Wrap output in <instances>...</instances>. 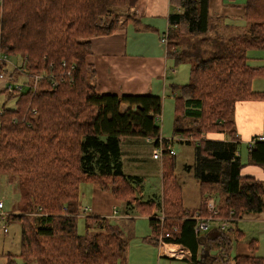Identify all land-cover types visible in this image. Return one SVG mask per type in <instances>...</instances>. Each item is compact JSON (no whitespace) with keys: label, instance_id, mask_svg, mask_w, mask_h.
Here are the masks:
<instances>
[{"label":"trees","instance_id":"obj_1","mask_svg":"<svg viewBox=\"0 0 264 264\" xmlns=\"http://www.w3.org/2000/svg\"><path fill=\"white\" fill-rule=\"evenodd\" d=\"M126 3L2 0L0 56L20 61L8 73L12 90H3L14 106L0 111V175L25 182L27 214L7 217V223L19 224L20 247L5 255V264H125L127 238L118 225L85 216V232L78 233L80 185L86 183L147 216L149 241L188 249L191 257L183 261L189 264H264L255 240L248 242L249 254L231 257L242 238L237 221L264 210L263 183L241 175L233 128L237 103L264 104V91L252 90L253 80L264 78V66L248 62L250 51L264 50V0H245L247 33L225 39L211 35L208 0H169L166 56L175 67L190 64L188 83L173 86L172 137L199 140L193 170L200 199L193 209L184 207L174 156L165 154L171 159L162 167L158 202H140L129 182L139 178L123 173L121 139L160 138L161 97L95 92L91 39L118 28L115 12ZM247 163L264 167V142L250 145ZM210 196L217 200V217L234 222L196 236L193 217L207 215Z\"/></svg>","mask_w":264,"mask_h":264},{"label":"crops","instance_id":"obj_2","mask_svg":"<svg viewBox=\"0 0 264 264\" xmlns=\"http://www.w3.org/2000/svg\"><path fill=\"white\" fill-rule=\"evenodd\" d=\"M237 4L235 0H220L218 7H222V9H219V13L211 14L208 10V16L212 17L213 22L219 20L224 29L232 28L237 20L243 19L242 7L240 3ZM120 13L122 15L119 19V26L113 33L91 39L92 51L88 61L95 69L93 79L95 92L115 95L150 94L160 96L162 94L163 97H166V93L169 92L172 99L175 93L173 86L182 85L183 77L180 76L178 67L173 66L172 62L167 59L166 47L160 42L169 27V0H127L126 5L120 9ZM216 30H218L217 27L212 32ZM260 60H264V55L260 57ZM162 96H160L161 99H163ZM125 107L123 105L122 109ZM233 128L236 141L239 144L240 159L242 152L245 151V162H242L241 175L253 177L264 185V167L247 163L250 142L257 137H264V104L259 101L237 103L233 113ZM125 139H128L125 140L127 141L125 151H122L123 139L120 141L121 161L123 153L128 154L127 162L134 161L133 155L137 153V149L133 147L135 140ZM221 140H228V137L223 135ZM134 168L138 169V167ZM122 169L125 172L123 161ZM90 189L93 195V205L85 210L86 216H105L107 219L121 218L127 221L132 219L128 212L130 208L124 203L116 202L111 197L109 200L104 199L107 200V202L104 201L106 204L103 202L100 204L98 199L104 197L102 195H107L106 192L94 185ZM117 206L121 208V216L116 213ZM239 222H242L241 225L248 224L250 230L247 236L240 230L241 239L244 237L247 239L243 243L239 242L240 240L235 243V252H239L235 255L249 254L248 242L255 240V254L264 257V210L260 214L242 218L237 221L236 225ZM129 233L131 234V232ZM145 241L151 243L149 239ZM159 252H157L159 259L178 260L164 256ZM5 263L6 260L1 264Z\"/></svg>","mask_w":264,"mask_h":264},{"label":"rangeland","instance_id":"obj_3","mask_svg":"<svg viewBox=\"0 0 264 264\" xmlns=\"http://www.w3.org/2000/svg\"><path fill=\"white\" fill-rule=\"evenodd\" d=\"M220 0H208V10L211 13H219L218 7ZM245 0H235L236 5L240 3L241 7L243 6ZM224 9V8H223ZM117 15L121 16L120 9H117L115 12ZM234 19V18H233ZM214 29L217 27L218 30L211 32V35H217L221 38H227L229 36H239L245 35L247 33V25L243 19L237 20L235 26L229 29H224L222 23L217 20L213 22ZM213 29V30H214ZM264 55V50L250 51L248 53L249 65L252 67L255 66H264V60H260V57ZM3 57V56H2ZM20 58L17 57H8L4 77L0 79V111L2 105H5L6 108H12L14 106V98L7 99V93H4V89L7 84H10L8 81V73L13 68L18 66ZM180 70V76L183 77L182 85L188 83L189 79V63H183L178 66ZM170 73L168 74V76ZM25 77L21 75L20 81H24ZM159 80H162L159 78ZM253 91H264V78H255L252 82ZM166 97L160 96L162 99V111L159 115L160 121L158 122L160 126L161 137L164 139H171L174 129V113H173V101L169 92L166 93ZM175 138V137H173ZM135 142L133 147L137 149V153L133 155L135 158L134 161L127 162L128 154L123 153V159L126 176L137 177L139 180L129 179L130 185L135 191L136 197L140 202L155 201L158 202L161 196V175L162 167L164 163L171 159L170 156H163L161 159L152 158V150L154 149L153 139H145L141 137H134ZM122 140V139H121ZM128 139L123 138L122 151H125V146ZM199 140L192 139L190 143L186 141H177L174 140L172 143V150L174 151L173 160L175 162L174 174L177 178V181L181 187L183 204L186 209H192L196 207L199 203V190L196 183V178L194 175V164H195V154H196V145ZM196 144V145H195ZM243 147V146H242ZM245 151L242 152L241 162H245ZM138 167V169L134 168ZM93 184H81L80 185V197H79V212L81 213L78 219V233L83 234L84 229V220L82 217H85L87 213L85 210L92 207V190L90 189ZM96 186V185H94ZM25 192L26 186L25 182L19 175H9L1 174L0 175V199L4 204L3 212L8 215H27L23 213V207L25 203ZM107 195H102L98 199L100 204L107 202L112 196L109 192H106ZM107 198V200H104ZM113 198V197H112ZM114 200V199H113ZM105 201V202H104ZM116 201V200H114ZM117 202V201H116ZM120 203V202H119ZM106 204V203H105ZM104 204V205H105ZM96 206V205H95ZM116 213L121 216V208L117 206L115 208ZM130 213L129 217H132L130 221L124 219H109L108 220L115 225H118L122 228L123 232L126 234L127 238V254H126V264H189L186 261L181 260H166L164 258L159 259L157 252L160 251L159 245L155 247L152 243H147V240L150 237L151 231L149 227V221L147 216L140 215L135 209H128ZM91 214V213H89ZM105 217V216H102ZM109 217V216H108ZM118 217V216H117ZM128 218V217H127ZM132 220V221H131ZM214 222L213 224H215ZM240 223V225H239ZM236 226V229L243 231L248 235L250 226L248 224L241 225L242 222H239ZM237 224V223H236ZM7 227V232L4 233L2 227ZM131 232V234L129 233ZM247 237H244L239 242L243 243ZM20 247V227L16 221H11L7 223L6 221H0V264L6 260V254H17ZM129 248V250H128ZM160 253V252H159ZM239 252H235V244L231 250V257ZM16 264L21 262L18 259H15Z\"/></svg>","mask_w":264,"mask_h":264},{"label":"built area","instance_id":"obj_4","mask_svg":"<svg viewBox=\"0 0 264 264\" xmlns=\"http://www.w3.org/2000/svg\"><path fill=\"white\" fill-rule=\"evenodd\" d=\"M1 4H2V0H0V7H1ZM160 42L162 44H164V46L166 47V45H167V31L161 37ZM2 62H7V58L5 56H3V57L0 56V65ZM2 78H3V74L0 71V79H2ZM39 79H40V77H38V76H36L34 78V85L36 84V82ZM5 89L10 92L12 90V85L7 84ZM17 89L20 90L21 88L17 87ZM156 120H157V122H159L160 117L157 116ZM174 140H177L180 142L184 141V139L181 138L180 136H176L175 138L172 137L171 139H164V138L160 137V138H158V140H153L154 149L152 150V158L153 159H161V158H163V156L165 154L170 155V156H174L175 154H174V151L172 150V143ZM255 142H264V137H257L255 139H252V141L250 142V145H252ZM3 208H4V204H3L2 200L0 199V221L1 222L7 221V217H8V214H6L2 211ZM205 208L207 211L206 216L201 217V216L196 215L193 217V219L195 220L194 233L196 236L201 234L202 232L208 231V229L214 225L213 224L214 222H216L215 224L217 226H219L221 229H226L227 227L230 226L231 223L234 222V219H231V218L220 219L217 217V214H218L217 200L213 196L208 197V199L206 201ZM2 229H3L4 233L7 232L6 226H3ZM166 237H168V235H166ZM158 245L160 247V252L164 256H167L169 258L183 260V259L191 257V253L188 249L183 248L182 246H179L175 243H167V242L163 241L162 239H160L158 242Z\"/></svg>","mask_w":264,"mask_h":264}]
</instances>
